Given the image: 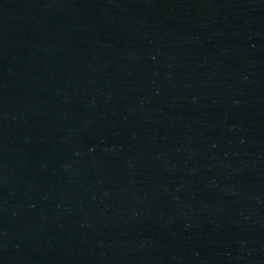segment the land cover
<instances>
[{"label": "water", "instance_id": "95a60500", "mask_svg": "<svg viewBox=\"0 0 264 264\" xmlns=\"http://www.w3.org/2000/svg\"><path fill=\"white\" fill-rule=\"evenodd\" d=\"M0 264H264V0H0Z\"/></svg>", "mask_w": 264, "mask_h": 264}]
</instances>
